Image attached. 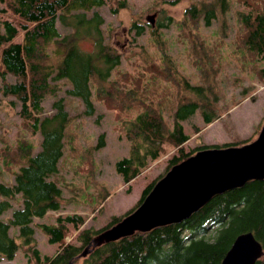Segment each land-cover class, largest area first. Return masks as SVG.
<instances>
[{
	"label": "trees",
	"instance_id": "obj_1",
	"mask_svg": "<svg viewBox=\"0 0 264 264\" xmlns=\"http://www.w3.org/2000/svg\"><path fill=\"white\" fill-rule=\"evenodd\" d=\"M105 2L106 0H0V16H4L0 19V74L2 79L7 73L15 76L13 82L3 80L2 93L18 99L20 114L32 120L33 132L39 130L42 134L41 148L37 152H33L34 147L27 140L22 139L19 142V152L24 162L13 171L12 183L0 182V215L11 207V199L16 194L22 199V204L12 210L8 219L0 217V256L12 258L18 248V242L9 234L11 225L18 226L19 237L22 238V244L29 248L28 257L33 260L32 264H220L235 236L248 230L262 243L264 250L263 178L249 179L243 186L215 194L205 205L179 223L157 226L148 231H136L114 241L102 242L92 247L86 255L79 256L96 233L111 226L137 207L156 180L173 164L200 148L231 145L205 144L188 150L184 148L183 144L188 140L189 134L181 120L191 116L200 106V102L206 101L202 95L205 90L201 84L189 83L173 64L165 46L161 45L163 65L160 67L152 62L151 68L153 67L157 75L177 87L174 91L175 97L180 91H187L197 97L184 99L182 94H179L181 99L178 98L173 109L171 122L165 118L161 107L152 104L135 114H130L132 108L140 103L136 102L140 91L133 92L127 102L120 103L118 108L124 109V104L130 115L128 119L117 117L121 119L126 136L130 140V152L129 155L119 158L115 167L124 181L128 182L147 166L150 159H156L164 153L165 146H175L177 153L169 157L164 172L144 186L137 203L124 214L112 216L103 227L94 229L89 226L79 230L84 222L79 213L58 214L53 223H37L48 235L49 241L58 242L53 254H41L31 223L34 216H42L48 210H56L61 206V187L50 175L58 170L57 162L63 154L64 129L69 120L63 97H57L53 101L55 112L52 115H40L43 111L42 101L47 93H55L48 79L51 77L64 78L69 82L70 86L66 91L79 96L86 103V113H92L94 110L91 98L93 84H96L97 97L106 99V103L112 102L110 96L114 81L111 79V73L120 63V54L104 43L101 28L104 19L100 12L93 10V7ZM123 6L125 0H118V4L110 5V8L112 12H116ZM221 9H225L224 0ZM8 11L11 14L5 17ZM88 12L91 14L87 15ZM185 13L186 17L182 22L186 26L188 22L196 24L200 15H203L205 24H209L215 16L213 4L204 9L193 5L186 8ZM58 19L62 24L77 27V35L92 36L94 49L82 50L75 40L69 41L68 36L71 38L72 35H62V38L58 30ZM239 21L237 44L241 48L238 50L247 57L255 59L256 56L264 62V6H257L248 12H239ZM142 32V25H137L136 33ZM186 32L190 37L196 66L205 67V64L209 63V54L213 56L211 48L199 37V40H196V33L189 27ZM56 39L66 40V43L58 62L51 66L45 62L48 57L44 51L45 43ZM154 77L156 75H153ZM149 83L146 79L142 86ZM132 85L124 92H118L122 95L135 90ZM121 100L120 98L119 101ZM214 107L212 102H205L200 108L205 122L208 123L218 116ZM97 144H104L103 133L99 135ZM70 227L78 229L79 244L65 240ZM80 257L82 258L79 260ZM255 264H264V251Z\"/></svg>",
	"mask_w": 264,
	"mask_h": 264
},
{
	"label": "rangeland",
	"instance_id": "obj_2",
	"mask_svg": "<svg viewBox=\"0 0 264 264\" xmlns=\"http://www.w3.org/2000/svg\"><path fill=\"white\" fill-rule=\"evenodd\" d=\"M222 1L125 0V6L112 12L110 5L116 6L118 0H106L104 4L93 7L104 19L101 24L104 43L120 54V63L111 73V79L114 81L110 96L112 102L106 103V99L97 97L96 84H93L91 98L94 110L92 113H86V103L79 96L66 91L70 86L66 79L48 78L55 93H47L44 96L43 111L40 115H52L55 112L52 103L61 96L69 120L64 129L63 154L57 162L58 170L50 175L61 187V206L56 210H48L42 216H34L31 223L41 254H53L58 242L48 240V235L42 230L40 223H53L58 214L79 213L84 218L79 230L89 226L94 229L103 227L112 216H120L133 207L144 186L163 173L169 157L177 153L175 146H165L164 153L156 159H150L147 166L128 182L124 181L115 167V162L130 152V140L126 136L121 119L117 118L120 116L128 119L130 115L124 104V109L118 108L120 103L127 102L133 92L140 91L136 96V102L140 103L132 108L130 114H135L152 104L161 107L163 115L171 122L178 98L197 97L187 91H180L181 97L179 94L175 97L174 91L177 87L157 75L153 67L151 68L152 62L160 67L163 65L161 45L165 46L173 64L190 84L202 85L205 90L202 94L206 98L205 102H212L218 115L212 121L205 122L200 111L205 102H200V106L191 116L181 120L189 134L188 140L183 144L185 149L205 144L240 145L257 137L264 123V62L256 56L254 59L243 55V52L238 50L241 47L237 44V37L240 27L239 12H248L257 6L263 7L264 0H224V10L221 9ZM211 4L214 6L215 16L209 24H205L203 15L199 16L194 25L188 22L186 26L182 22L186 17V8L195 5L196 8L204 9ZM9 13L8 11L5 17H8ZM90 14L91 12L87 13ZM148 14H154L153 25L146 19ZM2 17L4 16L1 15L0 19ZM57 25L61 36L72 35L71 38L68 36L69 41L75 40L82 50L94 49L92 36L77 35V27L62 24L60 19ZM137 25L143 27L141 34L136 33ZM188 27L196 33V40L202 39L211 48L215 59L209 54V63L205 64V67L196 66L190 37L186 32ZM20 37L21 35L18 36ZM162 41L164 44H160ZM65 43L66 40L58 39L46 42L44 51L48 57L45 62L51 66L56 64ZM204 55L207 57V52ZM153 75L156 77L153 78ZM141 76L143 79L140 80ZM146 79L150 83L142 86ZM3 80L13 82L15 76L7 73L2 79L0 74V182L9 184L13 182V171L24 162L19 152V142L22 139L27 140L34 147L33 152H37L41 148L42 134L39 130L33 132L32 120L20 114L18 99L2 93ZM131 85L135 90L120 95L118 91L124 92ZM101 133L104 134V144L98 146ZM20 204L22 199L16 194L11 199V207L0 217L8 219L12 210ZM73 227H70L65 240L79 244L78 229ZM18 231V226L9 227V234L18 242V248L12 258L0 256V264L33 263L28 257L29 248L22 244Z\"/></svg>",
	"mask_w": 264,
	"mask_h": 264
},
{
	"label": "water",
	"instance_id": "obj_3",
	"mask_svg": "<svg viewBox=\"0 0 264 264\" xmlns=\"http://www.w3.org/2000/svg\"><path fill=\"white\" fill-rule=\"evenodd\" d=\"M146 19L153 25L154 14ZM264 178V123L256 138L240 145L208 146L173 164L152 186L141 203L111 226L96 233L79 253L136 231L179 223L212 196ZM252 231L235 236L220 264H255L263 254ZM71 264V263H69Z\"/></svg>",
	"mask_w": 264,
	"mask_h": 264
}]
</instances>
